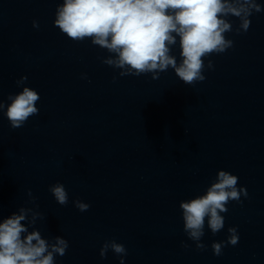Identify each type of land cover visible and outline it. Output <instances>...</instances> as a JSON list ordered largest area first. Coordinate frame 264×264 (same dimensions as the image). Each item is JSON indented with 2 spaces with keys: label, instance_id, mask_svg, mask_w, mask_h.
Returning a JSON list of instances; mask_svg holds the SVG:
<instances>
[{
  "label": "clouds",
  "instance_id": "1",
  "mask_svg": "<svg viewBox=\"0 0 264 264\" xmlns=\"http://www.w3.org/2000/svg\"><path fill=\"white\" fill-rule=\"evenodd\" d=\"M261 11L264 6L257 0H63L57 5L53 23L73 42L83 43L90 38L91 45L108 53L98 57L101 63L118 69L121 77L151 74L152 79H158L160 73L171 68L184 84L194 87L206 79L205 70L214 68L208 57L234 47L226 33L247 32L250 17ZM230 17L239 20L237 27H233ZM32 23L34 28L39 27L37 21ZM177 45L179 60L172 54ZM87 78L86 73L81 74V79ZM27 79L21 76L16 80L22 91L9 93L10 103L0 99V114L7 118L11 129L22 128L40 111V94L24 86ZM238 181L239 177L230 171L218 170L203 194L180 201L183 232L197 250L208 247L202 242L205 228L213 235L223 231L227 206L232 202L242 204V197H248L247 189ZM48 191L59 205H68L69 193L63 183L51 184ZM27 196L26 204L33 207L20 206L7 217H3L0 204V264H56L57 256L66 255L69 242L62 236L45 238L35 228L37 220L45 216L38 210L31 189ZM72 203L80 212L91 207L80 199ZM227 232L225 240L212 242L214 255L220 256L225 247L237 245V228L229 227ZM181 246L190 247L183 241ZM109 251L119 258V264H125L128 250L124 244L116 239L105 240L99 249L100 258L106 259Z\"/></svg>",
  "mask_w": 264,
  "mask_h": 264
}]
</instances>
